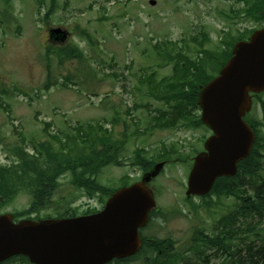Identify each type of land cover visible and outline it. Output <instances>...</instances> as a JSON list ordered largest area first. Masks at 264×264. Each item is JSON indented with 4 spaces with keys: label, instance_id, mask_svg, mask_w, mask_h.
<instances>
[{
    "label": "rangeland",
    "instance_id": "1",
    "mask_svg": "<svg viewBox=\"0 0 264 264\" xmlns=\"http://www.w3.org/2000/svg\"><path fill=\"white\" fill-rule=\"evenodd\" d=\"M150 1L11 0L7 5L0 0V164H11L2 147L21 137L29 141L46 140L45 132H70L72 128L93 124L112 129L114 138L120 139L126 122L131 138L125 147L123 164L107 167L100 177V183L116 189L122 186L123 179L133 184L145 173L131 164L137 148H145L147 156L157 160L164 152V145L167 149L174 145L185 162L172 155L171 162L153 180L151 187L156 193L157 208L142 236L175 241L183 255L181 264L187 258L193 264H204L193 253H185L194 233L197 230L208 235L218 233L222 218L236 212L233 199L218 200L213 196V204L207 208L200 198L192 202L186 198L195 151L204 150L211 131L150 129V118L165 107L143 96L138 77L152 72L159 78L171 74V67L163 65L161 60L165 58L155 56L153 48L165 40L175 43L185 54L195 56L194 37L207 33L215 46L221 44L224 30L230 32V39L243 38L248 30L264 28V23L256 24L244 16L243 0H156V6L150 5ZM53 28L70 33L62 46L49 41V31ZM70 47L84 53L89 60L87 64L96 72L95 79L87 80L85 67L78 60L59 56L61 50ZM59 59H65L62 65ZM48 61L51 75L58 82L50 90L45 89ZM66 77L75 82L81 80L83 84L66 88L63 86ZM129 109L133 111L128 112ZM197 113L201 115V109ZM251 115L264 122L261 103L254 102ZM116 116L121 118L120 123H113ZM131 116L139 122L142 135L137 133L138 127ZM47 125L52 127L46 129ZM53 201L50 209L39 213L41 219L57 218L69 209L81 215L89 210L100 211L105 206L100 195L89 198L85 191L73 186L69 174L59 179ZM30 203L31 198L21 194L0 213L23 211ZM247 222L256 223L255 219ZM206 254L210 256L206 264H235L227 262L225 254L214 256L215 252L210 250ZM126 264L146 263L141 258Z\"/></svg>",
    "mask_w": 264,
    "mask_h": 264
},
{
    "label": "trees",
    "instance_id": "2",
    "mask_svg": "<svg viewBox=\"0 0 264 264\" xmlns=\"http://www.w3.org/2000/svg\"><path fill=\"white\" fill-rule=\"evenodd\" d=\"M3 2L9 5L11 0H3ZM243 4L249 8V10L246 8L243 10L245 17L254 19L258 23L264 22V0H243ZM223 34L221 44L215 46L211 45V39L207 33L194 37L193 40L197 44L194 50L195 56L185 54V50L167 40L153 46L155 56L165 58L161 59L163 65H169L172 72L161 78L156 72L138 77L140 84L138 88L144 92L143 96L153 98L165 107L150 118V129L202 128L209 130L203 125L201 115L197 113L200 110L198 105L200 91L219 74L229 61L237 41L245 39V37L230 39V32H225V30ZM251 34L252 32L248 33V35ZM88 38L91 42L92 37L88 35ZM59 56L78 60L85 67L83 71L86 72L87 80L95 79L96 72L87 64L89 60L84 53L77 48L70 47L67 51L61 50ZM65 59H59V63L62 65ZM47 67L49 76L45 89L50 90L51 87L58 85V82L51 75L50 61ZM87 68L90 70L87 71ZM82 84L81 80L75 82L71 77H66L63 86L66 88L72 85L80 87ZM263 95H252V97L254 102L261 103L264 119ZM142 106L146 107V104L142 103ZM132 111L133 109L128 110V112ZM131 118L133 124L138 127L137 133L142 135L139 122L135 117L131 116ZM246 121L256 135L250 155L239 163L238 172L234 177L219 178L211 194L200 198L207 208L212 206L213 196L218 200L233 199L236 206L234 215L222 218L218 233L208 235L202 230L194 233L192 242L185 253H193L204 264L210 258L206 254L209 250L215 252L214 256L225 254L228 258L227 262L259 264L262 261L264 264V122L256 120L251 114L247 115ZM120 122V117L113 118V123ZM47 126L46 129L52 127V125ZM125 126L126 130L121 134L120 139L114 138L112 129L102 125L88 124L72 128L70 132H45L48 136L46 140L29 141L26 137H21L14 143L5 144L2 148L8 153L11 164H0V210L11 204L19 195L25 194L31 198V203L27 209L13 213L14 220H40L39 213L54 205L53 196L58 190L59 179L65 174L70 175L71 184L85 191L87 197L94 198L100 195L102 204L105 205L119 188H109L103 185L100 183V177L107 167H119L123 164L125 147L131 138L126 122ZM195 153L198 154V151ZM147 155L145 148H137L131 158V164L147 172L157 162H166V164L171 162L172 155H175L176 160L185 162L184 156L174 145L169 149L164 145V152L158 156L157 160H151ZM131 184L129 180L123 179L121 187ZM188 202H192V198ZM69 212L70 209L68 213L58 218L80 216L75 211ZM97 212V210H89L81 215ZM33 214L36 216L32 217ZM50 218L52 217L48 216L45 219ZM240 218H243V221ZM232 219L233 223L230 224ZM253 219L256 223L247 222ZM241 235L244 238L240 237ZM141 258H144L146 264H181L183 255L178 252L176 242L173 240L143 238V247L137 256L116 261V263L126 264ZM2 264L31 263L26 257L17 256ZM182 264L193 263L187 258Z\"/></svg>",
    "mask_w": 264,
    "mask_h": 264
},
{
    "label": "water",
    "instance_id": "3",
    "mask_svg": "<svg viewBox=\"0 0 264 264\" xmlns=\"http://www.w3.org/2000/svg\"><path fill=\"white\" fill-rule=\"evenodd\" d=\"M149 3L157 4L155 0ZM49 36L52 42L64 44L69 34L55 28ZM262 93L264 29L237 42L218 76L200 91L201 121L212 134L194 158L188 198L207 196L219 178L237 174L256 140L245 120L253 109L252 95ZM164 166L156 164L140 182L114 192L96 214L18 223L12 214L0 215V264L16 256L27 257L31 264H110L135 256L142 248L140 230L157 207L150 183Z\"/></svg>",
    "mask_w": 264,
    "mask_h": 264
},
{
    "label": "flooded vegetation",
    "instance_id": "4",
    "mask_svg": "<svg viewBox=\"0 0 264 264\" xmlns=\"http://www.w3.org/2000/svg\"><path fill=\"white\" fill-rule=\"evenodd\" d=\"M246 9H248L249 10V8L247 7ZM247 17V16H246ZM249 18V17H248ZM251 21H253L254 23H256V24H258V21H256V20H254V19H251V18H249ZM264 23V22H263ZM259 30V29H258ZM255 31H257V29H252V30H248L247 32H246V35L244 36L245 37V39H242V40H249V38L251 37V35L249 36L248 35V33L249 32H252V34H253V32H255ZM239 41H241V40H239Z\"/></svg>",
    "mask_w": 264,
    "mask_h": 264
},
{
    "label": "bare ground",
    "instance_id": "5",
    "mask_svg": "<svg viewBox=\"0 0 264 264\" xmlns=\"http://www.w3.org/2000/svg\"><path fill=\"white\" fill-rule=\"evenodd\" d=\"M166 249H167V247H166ZM167 262V261H166Z\"/></svg>",
    "mask_w": 264,
    "mask_h": 264
}]
</instances>
